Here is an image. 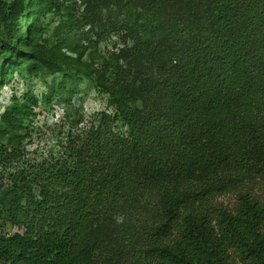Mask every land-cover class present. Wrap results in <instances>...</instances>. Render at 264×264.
<instances>
[{
  "label": "trees",
  "instance_id": "obj_1",
  "mask_svg": "<svg viewBox=\"0 0 264 264\" xmlns=\"http://www.w3.org/2000/svg\"><path fill=\"white\" fill-rule=\"evenodd\" d=\"M124 2L135 45L142 15L187 17L142 42L158 106L118 100L62 156L16 165L29 206L0 214V264H264V0Z\"/></svg>",
  "mask_w": 264,
  "mask_h": 264
},
{
  "label": "rangeland",
  "instance_id": "obj_2",
  "mask_svg": "<svg viewBox=\"0 0 264 264\" xmlns=\"http://www.w3.org/2000/svg\"><path fill=\"white\" fill-rule=\"evenodd\" d=\"M124 1L0 0L2 216L16 204L29 206L28 187L24 192L9 179L17 164L62 156L67 141L98 115L111 114L118 100L122 107L138 108L143 114L158 106L159 99L149 91L163 75L143 53L142 42L161 37L153 31L156 24L166 27L173 18L187 17L183 10L174 9L142 15L139 25L149 33L141 29L135 45L127 34ZM10 47L29 56L19 61ZM117 74L124 78L127 92L116 86L108 92ZM30 188L38 193L36 186ZM222 201L231 205L235 197ZM4 231L12 234L18 228L6 223Z\"/></svg>",
  "mask_w": 264,
  "mask_h": 264
}]
</instances>
